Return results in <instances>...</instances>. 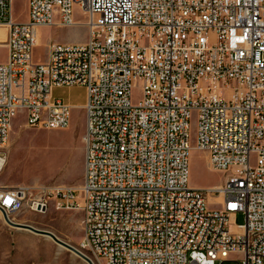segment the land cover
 I'll use <instances>...</instances> for the list:
<instances>
[{
    "label": "built area",
    "instance_id": "1",
    "mask_svg": "<svg viewBox=\"0 0 264 264\" xmlns=\"http://www.w3.org/2000/svg\"><path fill=\"white\" fill-rule=\"evenodd\" d=\"M12 6L0 0V160L20 112L29 127L70 126L54 91L72 86L86 89V150L79 187L0 184L8 224L81 210L91 264H264V0H28L26 22ZM74 7L88 40L36 62L37 28L78 25ZM193 147L222 184L189 185Z\"/></svg>",
    "mask_w": 264,
    "mask_h": 264
},
{
    "label": "rangeland",
    "instance_id": "2",
    "mask_svg": "<svg viewBox=\"0 0 264 264\" xmlns=\"http://www.w3.org/2000/svg\"><path fill=\"white\" fill-rule=\"evenodd\" d=\"M12 14L16 21L29 18L28 0H13ZM74 18L80 25L41 26L37 28L40 44L34 51L36 62H45L53 43H85L89 32L87 16L74 7ZM8 60V49L0 46V63ZM226 96V92H223ZM55 96L74 105L71 124L66 129L49 130L26 125L25 113L17 114L12 122L5 154L7 163L0 174V184L6 186L69 185L79 187L85 170L86 120L83 107L86 89L83 86L56 88ZM140 99V85L133 89V102ZM191 144H196V121L191 122ZM227 174L210 167L207 153L194 148L189 160V185L207 189L222 184ZM216 198V200H215ZM209 198L210 208H218L220 198ZM37 229L53 232L61 240L78 248L83 237V212L60 211L51 208L46 214H27L24 218ZM237 225L244 224L245 216L238 213ZM232 225L230 230H232ZM0 264H89L73 251L51 238L8 224L0 214ZM225 264H237L229 261Z\"/></svg>",
    "mask_w": 264,
    "mask_h": 264
},
{
    "label": "water",
    "instance_id": "3",
    "mask_svg": "<svg viewBox=\"0 0 264 264\" xmlns=\"http://www.w3.org/2000/svg\"><path fill=\"white\" fill-rule=\"evenodd\" d=\"M12 226H15V227H18V228H22V229H27L29 231H32V232H35L37 234H41V235H44L48 238H51L52 240H54L57 244L73 251L75 254L81 256L82 258H84L85 260H87L90 264V260L84 256L76 247L72 246L71 244L61 240L60 238H58L53 232L51 231H48V230H42V229H37L31 225H27V224H22V225H16V224H13L11 222H9Z\"/></svg>",
    "mask_w": 264,
    "mask_h": 264
},
{
    "label": "bare ground",
    "instance_id": "4",
    "mask_svg": "<svg viewBox=\"0 0 264 264\" xmlns=\"http://www.w3.org/2000/svg\"><path fill=\"white\" fill-rule=\"evenodd\" d=\"M87 21V20H86ZM85 21V23L83 24V25H86V22ZM78 25H80L79 23H78ZM4 34H5V30H1L0 31V36H1V38H3L4 39ZM40 38L38 37V43H37V47L39 46V44H40V40H39ZM74 106V105H73ZM75 107V106H74ZM78 107H84V105H80V106H78ZM11 129H12V124H11ZM11 129H10V131H11ZM195 147H193V149H194ZM6 163H7V160H6V162L3 164V161L2 160H0V174H1V172H2V170L4 169V167H5V165H6ZM210 164V163H209ZM211 167V166H210ZM217 186H219V185H217ZM215 197H218V198H220V200L222 199V196L221 195H210L209 196V198H211V199H214ZM208 198V199H209ZM215 200H216V198H215ZM0 214L2 215V213L0 212ZM24 222H28V221H24ZM30 222H28V224L27 225H31V226H33L32 224H29ZM34 227V226H33ZM78 249V248H77Z\"/></svg>",
    "mask_w": 264,
    "mask_h": 264
}]
</instances>
